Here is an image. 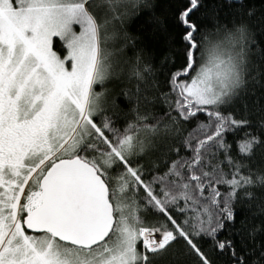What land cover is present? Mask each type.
<instances>
[{"label":"snow or ice","instance_id":"6c2138e0","mask_svg":"<svg viewBox=\"0 0 264 264\" xmlns=\"http://www.w3.org/2000/svg\"><path fill=\"white\" fill-rule=\"evenodd\" d=\"M0 264H264V0H0Z\"/></svg>","mask_w":264,"mask_h":264},{"label":"trees","instance_id":"16d2710c","mask_svg":"<svg viewBox=\"0 0 264 264\" xmlns=\"http://www.w3.org/2000/svg\"><path fill=\"white\" fill-rule=\"evenodd\" d=\"M125 27L128 29L130 34L133 35H140L139 29L141 27V24L135 20V18L129 19L126 24Z\"/></svg>","mask_w":264,"mask_h":264}]
</instances>
